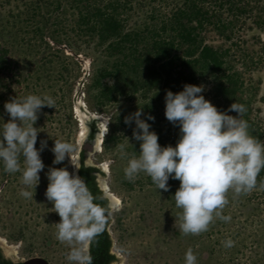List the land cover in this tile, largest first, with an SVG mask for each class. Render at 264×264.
I'll return each instance as SVG.
<instances>
[{"label":"rangeland","instance_id":"374dc122","mask_svg":"<svg viewBox=\"0 0 264 264\" xmlns=\"http://www.w3.org/2000/svg\"><path fill=\"white\" fill-rule=\"evenodd\" d=\"M183 1L135 0L129 25L142 28L150 22L147 17L152 7L167 15ZM259 2L257 7L262 6L264 0ZM252 7L254 12L245 22L237 24L233 34L220 33L214 28L203 33L209 45L231 49L228 63L232 73H239L242 78L240 92L227 100L214 90L211 79L205 76L192 85L203 86L200 95L221 113L234 117L235 111H229L231 105L235 100L245 103L250 118L263 126L264 15L255 3ZM72 16L70 9L66 13L55 12L48 0H0V45L9 50V57L17 65L10 74L12 77L0 74V131L3 123L11 119L4 105L12 99L22 100L34 94L49 96L55 101V108L40 110L34 125L39 131L36 148L45 167L39 173L40 181L33 200L20 195L22 190H32L25 189L22 184V173H6L0 161V238H5L7 246L21 242L16 253L19 260L42 257L50 264H72L67 259L70 246L56 239L55 224L60 222V217L45 193L49 169L65 168L74 175L72 163L79 156L83 125L74 97L77 87L83 85L85 89L78 103L108 122L101 148L93 159L98 164H105L109 174L107 186L120 200L112 207L110 216L113 253L127 255L126 264H185V253L191 248L197 256V264H264V190L259 188V183L249 194L237 196L231 190L228 192L229 203L222 215L230 216V221L215 218L208 231L186 236L180 232L178 214L181 209L176 207L173 198L179 182L168 184L169 191L165 192L157 189L144 173L131 182L125 178L128 158L134 152L140 153L142 141L133 138V130L139 131L135 121L125 126L119 123L118 117L142 111V120L148 113L143 111L145 105H150L153 95L159 92L162 98L155 104L154 120L147 123L159 129L164 139L176 144L181 137L180 127L165 116L164 85L128 92L117 102L99 104L98 91L92 86L96 71L116 57H106L97 40L73 31L77 20ZM227 35L231 38L227 39ZM132 78L125 76L115 81H119L121 87H128ZM106 82L113 83V79ZM111 135L116 137L115 140L107 142ZM56 139L74 145L72 163L69 157L60 164L53 163L52 149ZM119 144L125 145L127 158H121ZM20 160L23 168L22 156ZM228 239L234 241L233 247H225L222 243Z\"/></svg>","mask_w":264,"mask_h":264},{"label":"clouds","instance_id":"9594fccd","mask_svg":"<svg viewBox=\"0 0 264 264\" xmlns=\"http://www.w3.org/2000/svg\"><path fill=\"white\" fill-rule=\"evenodd\" d=\"M203 91V86L185 85L177 94L167 92L165 116L174 125L178 123L181 132L175 147L160 146L158 135L140 119L142 111L125 118L129 125L135 121L139 131L133 130V138L142 141L140 153L134 152L128 158L125 178L131 182L144 173L157 189L165 192L169 191L170 177L178 180L180 186L173 198L181 209L180 232L186 236L208 231L215 218L230 221V216L222 215L229 203L228 192L231 190L237 196L251 193L257 189L258 175L264 170V142L249 133L248 122L241 118L246 107L238 103L231 105L229 111L237 112L239 118L221 113L200 95ZM43 107L55 108L54 99L34 94L22 100L12 99L4 105L11 119L3 123L0 131V161L4 171L22 173V184L32 190H22L20 195L30 200L39 184V173L45 167L36 148L39 131L34 127ZM117 147L121 158H127L125 145ZM74 151L71 142L56 139L53 163L60 164L66 157L71 160ZM47 179L46 198L60 217V222L55 224L56 239L70 246L67 259L72 264H93L91 244L106 230L112 203L107 206L97 203L99 197L85 181L65 168L49 169ZM259 188L264 190V181L259 182ZM222 243L228 248L234 246L231 239ZM185 264H197L191 248L185 253Z\"/></svg>","mask_w":264,"mask_h":264},{"label":"trees","instance_id":"16d2710c","mask_svg":"<svg viewBox=\"0 0 264 264\" xmlns=\"http://www.w3.org/2000/svg\"><path fill=\"white\" fill-rule=\"evenodd\" d=\"M251 1L184 0L167 15L152 7L147 17L150 22H146L142 28H136L129 25L135 0H48L55 12L66 13L68 9L73 12L72 17L77 20L73 31L80 32L87 39L97 40V45L104 48L106 57H116L114 61H107L99 68L94 77L92 86L97 89L96 98L102 106L117 102L121 95L128 92L150 90L149 88L157 85H164L165 97L168 91L177 94L184 90L185 85H192V82L204 76L211 79L210 82L219 95L230 100L232 95L240 92L243 85L239 73H232V67L228 63L231 49L209 45L203 33L214 28L220 33L233 34L237 24L245 22L250 13L254 12L252 3L256 7L260 4L259 0ZM257 8L259 11L261 8V15H264V3ZM260 18L259 15L258 22ZM58 24L61 25V22L58 21ZM226 38L231 36L227 35ZM16 66V62L9 57V50L0 45V74L12 77L10 74L17 69ZM125 76L136 77L132 78L128 87H121L115 79ZM110 78L113 83L106 82ZM152 98V103L146 104L143 109L148 111L142 119L145 122L151 121L147 117H153L155 104L160 102L162 95L157 92ZM235 103L241 104L238 100ZM243 105L246 107L245 103ZM236 113L234 117L239 118ZM133 114L130 112L128 115H121L118 117L119 123L128 126L125 118ZM241 118L248 122L249 133L264 142V125L252 120L247 108ZM149 130L158 135L161 147L176 146V143L164 139L162 132L155 126H150ZM115 138L111 135L107 142ZM86 154L85 149L80 153L79 176L92 193L99 197L96 202L107 206L109 200L97 182L96 174L100 170L86 165ZM175 181L179 182L170 177L168 184ZM260 181H264V170L258 175V183ZM110 223L109 218L104 233L91 244L93 264H113L116 261V256L112 253ZM0 264L20 262L15 263L6 258L0 248Z\"/></svg>","mask_w":264,"mask_h":264},{"label":"water","instance_id":"95a60500","mask_svg":"<svg viewBox=\"0 0 264 264\" xmlns=\"http://www.w3.org/2000/svg\"><path fill=\"white\" fill-rule=\"evenodd\" d=\"M84 89L85 87L83 85H79L77 87V94L74 97L75 106L80 110L79 116L83 122L82 131L84 132V135L81 136V138L79 139L80 141L79 156L74 159L73 163L77 166V168H80V163H81L80 153L84 149L87 150L86 165L96 167L97 169L100 170V173L96 174L98 185L100 189L103 191L104 196L109 200V202L112 203V207H113L114 205L117 204V201L113 198L111 194L106 192V187L109 180V174L107 172L105 164H98L93 159V155L99 152V141L102 138H104L102 136V133L104 132V127L107 126L108 122L104 117L91 113L88 109L83 107L82 104L78 103V100L81 94L83 93ZM77 168L73 166L74 175L79 176V169ZM20 243L21 242H19L18 245L16 246L14 245L7 246L5 238L4 239L0 238V248L4 256L8 259H11L15 263L20 262V264H50L46 259L42 257H34L25 261L23 259L19 260L18 257L16 256V253H17V249L20 246ZM113 254L116 256V261L113 264H126L127 255L118 256L115 253Z\"/></svg>","mask_w":264,"mask_h":264},{"label":"bare ground","instance_id":"6f19581e","mask_svg":"<svg viewBox=\"0 0 264 264\" xmlns=\"http://www.w3.org/2000/svg\"><path fill=\"white\" fill-rule=\"evenodd\" d=\"M80 104V103H79ZM84 107V106H83ZM78 112H79V114H80V110L78 109L77 110ZM80 120H81V118H80ZM82 121V120H81ZM82 124H83V122H82ZM82 129H83V125H82ZM81 129V130H82ZM106 131H105V127H104V132L102 133V136L104 137L105 135H106V133H105ZM84 135V132L83 131H81V133H80V136H83ZM103 139V138H102ZM102 139L99 141V148H101V145H102ZM106 192L107 193H109V194H111L112 196H113V198L117 201V204H119L120 203V200L109 190V188H108V186L106 187Z\"/></svg>","mask_w":264,"mask_h":264}]
</instances>
